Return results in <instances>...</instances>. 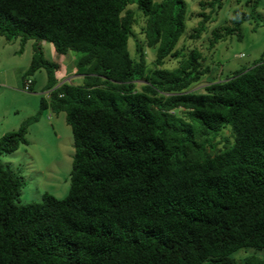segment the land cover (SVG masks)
I'll use <instances>...</instances> for the list:
<instances>
[{
  "label": "trees",
  "instance_id": "trees-1",
  "mask_svg": "<svg viewBox=\"0 0 264 264\" xmlns=\"http://www.w3.org/2000/svg\"><path fill=\"white\" fill-rule=\"evenodd\" d=\"M131 5L145 19L135 60ZM198 16L195 39L210 20ZM186 17L183 0H0V37L37 43L24 77L44 70L48 92L0 138V157L46 110L65 115L74 142L62 200L17 204L23 181L0 162V264H264L233 257L264 250V58L190 92L209 71L196 50H177ZM250 17L235 14L225 35L240 38ZM41 42L77 56L80 84L58 85ZM170 58L178 68L164 67Z\"/></svg>",
  "mask_w": 264,
  "mask_h": 264
},
{
  "label": "rangeland",
  "instance_id": "rangeland-1",
  "mask_svg": "<svg viewBox=\"0 0 264 264\" xmlns=\"http://www.w3.org/2000/svg\"><path fill=\"white\" fill-rule=\"evenodd\" d=\"M163 0H154L158 4ZM187 8L186 33L178 43L177 50L187 55L196 50L201 58L199 65L201 70L209 72L204 79L195 85L190 92H203L207 82L211 80H223L226 76L234 72L251 66L264 58V0H221L222 5L217 9L215 0H183ZM207 3L204 10L200 4ZM209 3H213L209 6ZM129 9L134 11L137 23L133 26V37L128 42V50L131 57L135 60V47L137 44L144 45V36L142 30L145 25L143 15L131 5ZM210 15V20L205 24L204 30L200 32L199 38H193L196 30L199 28L201 18L199 13ZM246 13L250 15V20L243 23L240 27V38L238 33L225 35V29L231 27V21L235 14ZM215 35L220 39L211 45ZM14 46H19L21 39H13ZM12 41V42H13ZM7 50H14L12 44L7 45ZM6 50V52H7ZM146 61L149 67L154 61V53L147 48L144 49ZM9 56V53H6ZM15 63H2L3 69L16 68L21 66V58L17 56ZM66 57L65 66L72 67ZM179 60L170 58L166 61L165 68L173 70L178 68ZM10 82L18 80L17 75L11 74ZM40 80V77L38 81ZM40 82V81H39ZM143 82L137 83L140 90ZM23 92V91H22ZM24 93V92H23ZM26 93V92H25ZM35 93H39L38 105L40 99L46 97L44 91H40L35 86ZM8 108L11 112L6 118L7 121L20 119L24 109H30L23 99L2 96L0 97V109ZM33 108H36L33 106ZM14 114L16 115H13ZM50 114V111H44L43 115ZM27 120V119H26ZM25 120V121H26ZM40 126L29 130L27 134L26 150L28 155L22 151L14 154L3 155L0 162L4 168L10 170L23 181L17 204L39 203L44 194H49L57 199H64L68 196L70 189V172L74 156V142L71 128L65 121L63 113L54 114L53 120L46 122L44 130ZM221 137L230 138L228 131H223L216 139L218 147H222ZM21 147V146H20ZM257 255L264 261V250L257 251L253 248H244L239 250L233 257L240 262L244 257Z\"/></svg>",
  "mask_w": 264,
  "mask_h": 264
},
{
  "label": "crops",
  "instance_id": "crops-1",
  "mask_svg": "<svg viewBox=\"0 0 264 264\" xmlns=\"http://www.w3.org/2000/svg\"><path fill=\"white\" fill-rule=\"evenodd\" d=\"M13 40H7L5 38L0 37V97L6 96L18 99H23L26 103V105H29V107H32L30 109H24V113H22V116L20 119H15L12 121H7L6 118L9 116L11 112L8 108H1L0 109V138L4 136L5 134L9 132H13L17 130L21 124L28 118L35 116L38 114L39 107L37 108L38 103V96L39 93H35V86L38 90L44 91V88L47 84V76L46 72L44 70L37 71L34 75L31 76L32 80V86L31 91L26 92L24 91V81H25V73L28 70L32 56H33V48L37 45L34 41H27L25 43H20L19 46H14L15 42ZM22 42V41H21ZM12 44L14 50H7V45ZM41 50L44 54V57L48 59L49 61H52L58 65V70L55 72V78L58 81V85L60 86L63 83H70L73 81L75 84H80L82 82V76L76 75V62H77V56L74 53L69 52L68 54L62 56L57 55L54 51V48L51 44H45L44 42H41ZM7 50V52H6ZM6 53H9V56H7ZM21 58V66L16 68L15 71L13 68L10 69H3L2 63H15L16 58ZM70 58V63L72 64V67H66V57ZM11 74H15L18 77V80L15 82H10L9 78ZM40 77V82L38 81ZM24 93H23V92ZM46 97L48 98V92H44ZM36 107V108H33ZM47 111V110H46ZM50 111V110H49ZM13 115L14 114L13 112ZM53 113L50 111V114L43 115L41 114L39 120L32 125L29 126V130H33V128H36L37 126H40L42 130H44V125L46 122L53 120ZM40 129V130H41ZM22 151L24 155H30L27 154L26 145H22L18 148L16 152ZM12 153V154H14Z\"/></svg>",
  "mask_w": 264,
  "mask_h": 264
},
{
  "label": "built area",
  "instance_id": "built-area-1",
  "mask_svg": "<svg viewBox=\"0 0 264 264\" xmlns=\"http://www.w3.org/2000/svg\"><path fill=\"white\" fill-rule=\"evenodd\" d=\"M31 86H32V80L30 77H28L24 81V87H23L24 91L29 92L31 89Z\"/></svg>",
  "mask_w": 264,
  "mask_h": 264
},
{
  "label": "clouds",
  "instance_id": "clouds-1",
  "mask_svg": "<svg viewBox=\"0 0 264 264\" xmlns=\"http://www.w3.org/2000/svg\"><path fill=\"white\" fill-rule=\"evenodd\" d=\"M30 78H31V77H30ZM30 91H31V89H30ZM30 91H29V92H30Z\"/></svg>",
  "mask_w": 264,
  "mask_h": 264
}]
</instances>
